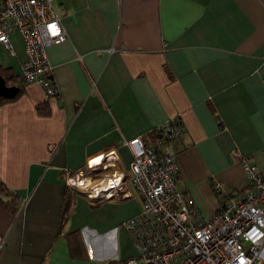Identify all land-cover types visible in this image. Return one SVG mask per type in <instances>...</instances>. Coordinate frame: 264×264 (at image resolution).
Here are the masks:
<instances>
[{
    "label": "crops",
    "instance_id": "obj_1",
    "mask_svg": "<svg viewBox=\"0 0 264 264\" xmlns=\"http://www.w3.org/2000/svg\"><path fill=\"white\" fill-rule=\"evenodd\" d=\"M52 8L67 35L45 49L57 97L20 80L18 33L8 38L13 53L0 43V74L21 86L0 101V264H104L134 254L121 223L141 203L125 141L147 143L174 115L185 128L173 140L176 186L203 217L220 201L214 180L223 193L246 188L240 157L264 173V0H52ZM112 150L87 168L89 154ZM66 169L93 187L114 172L126 177L113 196L88 199L64 184ZM2 187L16 210L2 202ZM67 189L72 207L56 235ZM73 231L84 259L69 254L63 235Z\"/></svg>",
    "mask_w": 264,
    "mask_h": 264
},
{
    "label": "built area",
    "instance_id": "obj_2",
    "mask_svg": "<svg viewBox=\"0 0 264 264\" xmlns=\"http://www.w3.org/2000/svg\"><path fill=\"white\" fill-rule=\"evenodd\" d=\"M54 12L52 0H0V43L13 53L9 35L21 36L20 80L37 81L46 97L58 94L46 46L67 36ZM179 118L174 115L160 122L147 143L139 135L125 141L132 155L128 177L141 205L121 223L134 254L115 264H264V173L240 157L246 188L227 194L214 180L212 187L220 201L213 215L203 217L190 194L176 186L173 140L185 130ZM113 154V150L89 154L86 166L95 170L103 157L108 160ZM81 173L66 169L63 182L71 191L85 192L88 199L113 196L126 177L114 172L104 185L93 187L82 184Z\"/></svg>",
    "mask_w": 264,
    "mask_h": 264
},
{
    "label": "trees",
    "instance_id": "obj_3",
    "mask_svg": "<svg viewBox=\"0 0 264 264\" xmlns=\"http://www.w3.org/2000/svg\"><path fill=\"white\" fill-rule=\"evenodd\" d=\"M2 76V74H0ZM3 77V76H2ZM5 84H7L5 77H3ZM15 86L18 88L17 93H15L16 95L21 91V86L20 84H15ZM11 98H3L0 96V101H6L9 100ZM37 109L39 112H41V114H46L47 110L46 108H44V106H42L41 104L37 105ZM3 188V187H2ZM1 191H4V195H6L7 198L3 199L2 202H4V204L7 206L8 209H12L11 211L16 210L15 207L13 206V208L11 207L14 202H15V196L14 195H10L9 193H7V190L5 188L2 189ZM65 196L63 197V201H62V205L61 208L58 212V227H57V232L56 235L61 232L60 229L63 225V223L66 221V218L68 217L70 211H71V207H72V200H73V195L70 191L65 190ZM12 196V197H10ZM64 238L66 239V242L68 243V251L69 254L71 255V257H78V258H86V252L82 243V240L79 236L78 231H73V232H66L64 235ZM119 259H113V260H107L106 262H104V264H115L117 263Z\"/></svg>",
    "mask_w": 264,
    "mask_h": 264
},
{
    "label": "water",
    "instance_id": "obj_4",
    "mask_svg": "<svg viewBox=\"0 0 264 264\" xmlns=\"http://www.w3.org/2000/svg\"><path fill=\"white\" fill-rule=\"evenodd\" d=\"M18 88L15 84L7 85L3 77L0 75V96L3 98H11L17 93Z\"/></svg>",
    "mask_w": 264,
    "mask_h": 264
},
{
    "label": "bare ground",
    "instance_id": "obj_5",
    "mask_svg": "<svg viewBox=\"0 0 264 264\" xmlns=\"http://www.w3.org/2000/svg\"><path fill=\"white\" fill-rule=\"evenodd\" d=\"M89 183H90L89 176L88 177H85L84 180H83V182H82V184L89 185Z\"/></svg>",
    "mask_w": 264,
    "mask_h": 264
},
{
    "label": "rangeland",
    "instance_id": "obj_6",
    "mask_svg": "<svg viewBox=\"0 0 264 264\" xmlns=\"http://www.w3.org/2000/svg\"><path fill=\"white\" fill-rule=\"evenodd\" d=\"M90 180V179H89ZM131 184V183H130ZM132 186V185H131ZM133 187V186H132ZM133 189H134V187H133ZM135 190V189H134ZM137 192V191H136Z\"/></svg>",
    "mask_w": 264,
    "mask_h": 264
}]
</instances>
